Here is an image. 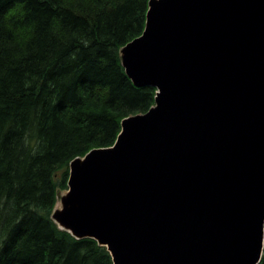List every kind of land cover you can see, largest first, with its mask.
<instances>
[{"label":"water","instance_id":"1","mask_svg":"<svg viewBox=\"0 0 264 264\" xmlns=\"http://www.w3.org/2000/svg\"><path fill=\"white\" fill-rule=\"evenodd\" d=\"M120 51L153 106L69 166L52 220L113 264H258L264 247V0H150Z\"/></svg>","mask_w":264,"mask_h":264},{"label":"trees","instance_id":"2","mask_svg":"<svg viewBox=\"0 0 264 264\" xmlns=\"http://www.w3.org/2000/svg\"><path fill=\"white\" fill-rule=\"evenodd\" d=\"M149 1L0 0V264H113L51 215L71 161L154 104L120 61Z\"/></svg>","mask_w":264,"mask_h":264},{"label":"rangeland","instance_id":"3","mask_svg":"<svg viewBox=\"0 0 264 264\" xmlns=\"http://www.w3.org/2000/svg\"><path fill=\"white\" fill-rule=\"evenodd\" d=\"M121 50V49H120ZM66 192L67 191H60L59 193H58V196H57V203H56V206H55V210L56 209H60L61 207H60V205H61V198L62 197H64L65 195H66Z\"/></svg>","mask_w":264,"mask_h":264},{"label":"bare ground","instance_id":"4","mask_svg":"<svg viewBox=\"0 0 264 264\" xmlns=\"http://www.w3.org/2000/svg\"><path fill=\"white\" fill-rule=\"evenodd\" d=\"M60 207H61V205H60ZM59 209V208H58Z\"/></svg>","mask_w":264,"mask_h":264}]
</instances>
